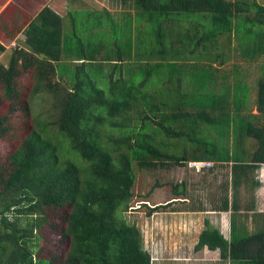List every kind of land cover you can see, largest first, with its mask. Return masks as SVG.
<instances>
[{"label": "trees", "instance_id": "obj_1", "mask_svg": "<svg viewBox=\"0 0 264 264\" xmlns=\"http://www.w3.org/2000/svg\"><path fill=\"white\" fill-rule=\"evenodd\" d=\"M116 1L88 39H71L46 7L0 62V264H155L124 213L177 208L137 192L144 173L234 161L236 181L264 164V3ZM19 32L0 28V38ZM248 80L257 114L241 97ZM162 134L185 143L171 152ZM204 248L264 264V226L229 239L207 220L195 251Z\"/></svg>", "mask_w": 264, "mask_h": 264}, {"label": "crops", "instance_id": "obj_2", "mask_svg": "<svg viewBox=\"0 0 264 264\" xmlns=\"http://www.w3.org/2000/svg\"><path fill=\"white\" fill-rule=\"evenodd\" d=\"M103 2L115 5L118 9L116 0H0V28L20 29L14 40L5 41L0 38L1 43L6 46V51L0 53V62L4 63L1 58L6 56L7 60L18 44L23 45L26 37L22 32V27H27L46 7L52 8L63 17L65 31L70 38L76 39L79 35L88 39L95 31L99 35L101 26L94 27L97 18H102L101 13L105 9L116 10L103 5ZM67 19L69 23L66 22ZM250 82L254 81L248 80L249 91L241 97L244 96L243 99L253 104V113L257 114V88ZM238 85H243V83L237 82ZM232 152L233 149L226 156L233 158ZM214 166L216 168L214 170L203 168L198 171L193 168V172L195 170L199 172L197 175L201 177L199 181H202L203 185L198 186L190 179L189 181L186 178L180 179L175 184H182L180 189L183 192L180 196L174 194L172 204V207L177 209L156 213L161 220V223L156 226L157 229L167 234H175L171 243L174 250L178 239L183 245H187L185 243L188 238L193 239L191 244L195 249L207 220L212 227L220 230L229 239L235 227L242 233L246 231L252 233L264 226V164L253 168V171L246 174L244 178L240 175L236 181L233 176L234 161ZM168 221L170 222L166 223ZM146 249L150 253L153 252L147 245ZM204 250L210 251L208 248L200 251ZM151 255L153 257L152 253Z\"/></svg>", "mask_w": 264, "mask_h": 264}, {"label": "rangeland", "instance_id": "obj_3", "mask_svg": "<svg viewBox=\"0 0 264 264\" xmlns=\"http://www.w3.org/2000/svg\"><path fill=\"white\" fill-rule=\"evenodd\" d=\"M259 1L264 3V0H259ZM102 4L106 5L107 7L113 10L116 9V6L110 3L103 2ZM66 22L69 23V20L67 19ZM1 59L4 62L3 64L5 65L8 64L9 58H7L6 60V56H5L4 58H1ZM228 78H229V81L227 80L226 82L227 85H229V83L232 84L233 81H236V82L238 81L236 78H233V76H229ZM226 84L223 85L224 88ZM162 137L165 142V144L163 145L166 147H170L171 152H177L179 149L177 148L178 144L185 143V141L183 140L168 138V135L166 134H162ZM214 139L219 143V145L225 144V140L222 141L220 137H215ZM170 143H171V146L169 145ZM202 162H207V161H202ZM214 165L215 164L213 163V166L210 167L213 170L216 169ZM198 173L196 170L195 172H193V166L191 164L187 165L186 167H179L177 165L159 167L158 169H155L151 172L148 171L147 173H144L142 175L141 183L143 186H145L144 183H146L147 188L143 186L141 187L138 186L137 192H139L141 189L140 192H142V194L145 195L149 191H152L155 189L152 196L149 197V199L151 200L152 206L161 204V203H166V202H173L174 194L171 191L165 193L164 190H161V189L158 190L156 188V184L157 183L165 184L169 182L175 184L180 179L186 178L188 179V181L190 179L192 180V182L194 181L196 185L202 186L203 182L199 181V178L201 179V177L197 175ZM142 199L143 198H139L138 200H142ZM137 204L138 203L136 201L133 202V206H136ZM124 217L127 219V221L130 224H135L141 228L143 232V236H144L145 248L147 245L149 246V248L153 250V252L151 253L153 254V260L155 264H232V262H230L229 260H222L219 257L218 253L216 252L205 251V250L195 252L194 245L191 244L192 243L191 241L193 239H189V238L187 239V242L185 243L187 245H183L181 241L177 238L178 244H177V247H175L176 249L174 250L171 243L173 241L172 237L173 236L175 237V234L174 233L173 235L167 234L166 232H163L157 229L156 226L159 223H161V220L159 219V216L157 214L153 215L152 217H147L146 212L144 210L142 211L129 210L124 213ZM170 221L166 223H169ZM234 264H242V263H234Z\"/></svg>", "mask_w": 264, "mask_h": 264}, {"label": "built area", "instance_id": "obj_4", "mask_svg": "<svg viewBox=\"0 0 264 264\" xmlns=\"http://www.w3.org/2000/svg\"><path fill=\"white\" fill-rule=\"evenodd\" d=\"M193 168H195L196 170H202L203 168H210L213 166V163L210 162V161H207V162H202V161H199V162H191L190 163Z\"/></svg>", "mask_w": 264, "mask_h": 264}]
</instances>
